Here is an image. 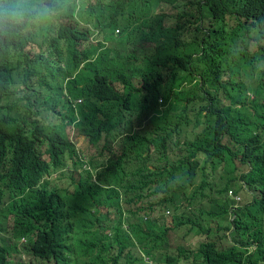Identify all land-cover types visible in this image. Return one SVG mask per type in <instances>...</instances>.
Wrapping results in <instances>:
<instances>
[{"label": "trees", "instance_id": "obj_1", "mask_svg": "<svg viewBox=\"0 0 264 264\" xmlns=\"http://www.w3.org/2000/svg\"><path fill=\"white\" fill-rule=\"evenodd\" d=\"M0 211V264H264V0H0Z\"/></svg>", "mask_w": 264, "mask_h": 264}, {"label": "clouds", "instance_id": "obj_2", "mask_svg": "<svg viewBox=\"0 0 264 264\" xmlns=\"http://www.w3.org/2000/svg\"><path fill=\"white\" fill-rule=\"evenodd\" d=\"M119 30H116V34H119ZM19 96V94H18ZM162 98H160V101ZM81 99H78V102H81ZM77 112V111H76ZM73 125H75L73 123ZM77 130V129H76ZM79 133V132H78ZM80 134V133H79ZM128 134V129L124 124H122L117 131L115 132L114 136L109 137V145L111 147H118L123 144V139L127 136ZM84 136L85 141L83 142H78L70 138V140L73 141L76 149L78 150L79 153V159L82 163V166H79L77 169L75 168L74 165V160H72L69 155H66V165L64 168L59 169L54 171V175L56 177L57 184L61 188H65L69 191H73L75 188V180L79 177L80 173L82 171H90L92 174V178L95 182L99 183L97 180V173L103 168L104 161L106 160L107 156L106 153L101 152V147L104 143V141L101 142L98 148L93 146L92 144L89 143L87 140L86 136L83 134H80ZM44 157L48 158V155H44ZM94 159V163L93 160ZM71 170L72 176L70 175H62L63 172H66L68 170ZM228 195L233 197V199L236 202V206L239 205L240 201L242 200V197L240 194L236 193L234 189H230L228 191ZM166 215H174V212L171 210H164L163 211ZM126 226V225H125ZM127 227V226H126ZM111 234V233H110ZM23 240L26 241V237H23ZM71 242H73L71 240ZM147 261L148 258H146Z\"/></svg>", "mask_w": 264, "mask_h": 264}, {"label": "rangeland", "instance_id": "obj_3", "mask_svg": "<svg viewBox=\"0 0 264 264\" xmlns=\"http://www.w3.org/2000/svg\"><path fill=\"white\" fill-rule=\"evenodd\" d=\"M243 79H244L245 81H247L248 83L255 84V83H256V79H257V73L255 72L251 77H248V76L243 75ZM23 95H24V92H22L19 96H23ZM44 95H45V97H46V92L44 93ZM43 108H44V107H43ZM58 109H60V107H58ZM63 111H65V110H63ZM38 117H40L41 119H43V118H42V115H40V116H38ZM45 117H46L48 120H50V121H54V120H55V116H52L51 114H48V115H47V113H45ZM57 121H58V119H57ZM67 129H68V133H69L70 138H72L73 140L78 141V142H83V141H85L84 136L80 135V134L78 133V131L74 128V126H72V125H68V126H67ZM243 196L245 197L244 194H243ZM2 216H4V214L0 211V227H1V226H5V228H6V231H4V232H2V231H1V228H0V233H1V235H2V233H8L7 228H8V225H9V220L5 221V219H4ZM4 217H5V216H4ZM8 235H10V234H8ZM23 237H27V236L24 235V234H21V235L18 237V238L20 239L19 242H21V241L24 242V241H25V240H23ZM7 238H8V239H11V243H14V241L16 240V239L13 238V237H7ZM19 246H20V244H19ZM12 249H13V245L10 246V250H12ZM18 250H19V248H18ZM12 259H18V255H14Z\"/></svg>", "mask_w": 264, "mask_h": 264}]
</instances>
